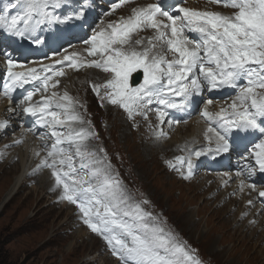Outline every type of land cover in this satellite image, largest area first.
<instances>
[{"label":"snow or ice","instance_id":"obj_1","mask_svg":"<svg viewBox=\"0 0 264 264\" xmlns=\"http://www.w3.org/2000/svg\"><path fill=\"white\" fill-rule=\"evenodd\" d=\"M130 2L132 0H117L106 14L111 15ZM208 2L237 11L227 16L179 5L166 8L160 3L133 8L130 16L109 23L85 41L90 45L86 50L88 55L99 56L98 60L77 64L78 54H71L57 60L56 64L68 61L69 66L77 70L87 66L111 73L107 83L93 85V91L99 96L100 89H105L109 103L121 107L129 119L139 115L147 120L145 110H152L149 106L156 105L154 110L161 126L169 110L188 113L190 107L198 103L194 98L205 91L235 90L227 108L209 111L214 101H203L199 114L208 125L204 139L215 147L193 151L185 146L182 150L187 151L188 156L177 158L181 168L176 170L183 179H190L194 158L199 159L208 152L215 157L228 153L234 145L243 144L248 152L244 159L250 161L244 165L249 176L257 171L264 173V0ZM18 4L20 10L11 14L10 10L16 9ZM61 9L69 11L58 14ZM84 15V5L73 9V0H17L0 9V31L41 45L44 39L37 33L43 26L80 20ZM148 29L153 30L154 35L146 42L143 38L133 39L134 35ZM187 33L198 34L199 40L190 39ZM167 53L172 54L171 59ZM6 66L7 81L0 95L9 101L17 89L40 82V86L27 91L18 101L23 112L33 117L35 124L49 129L54 137L38 170L41 167L52 170L56 185L62 187L61 199L76 205L83 223L107 242L113 256L122 264H187L188 261L200 264L184 243L166 231L156 216L144 210L141 204L149 203L147 200L137 203L126 195L122 182L106 161L107 153L100 157L87 148L86 142L95 134L70 127L73 122L84 124L85 121L74 114V103L67 93L52 92L33 102L37 92L48 91L53 75L63 76V71L49 65L15 71L24 65L10 56ZM135 72H142V83L133 87L130 78ZM57 86L58 81L52 84L53 88ZM187 122V119L174 118L168 121L170 125ZM6 127L7 122L0 123V129ZM58 128H67V131H58ZM249 134L259 135L250 138ZM165 135L161 128L159 136ZM74 157L79 158L78 166ZM170 167L174 165L170 163ZM243 187L241 182V190ZM248 187L255 190L256 185ZM259 195L264 197V191Z\"/></svg>","mask_w":264,"mask_h":264},{"label":"rangeland","instance_id":"obj_2","mask_svg":"<svg viewBox=\"0 0 264 264\" xmlns=\"http://www.w3.org/2000/svg\"><path fill=\"white\" fill-rule=\"evenodd\" d=\"M81 89V94L85 95V87ZM92 107L97 109L94 110L96 117L109 114V123L119 124L114 112L105 113L94 102ZM112 134L116 145L120 146L117 149L131 167V171L127 170L128 163H125V175L135 181L137 188L143 187L153 200L151 211L160 223L170 226L177 239L184 240L210 264H264V224L257 227L263 213L258 205L252 204V210L245 211L247 204L243 200L244 207L234 213L236 207L227 203L222 195L217 198L215 194L205 193V183L181 185L163 168L159 156L148 163V155L154 148L140 138L139 133L117 125L109 133ZM107 136L105 134L102 142L115 146L107 141ZM175 139L174 136L169 142ZM8 160L9 153L0 156V164H3L0 165V264H122L98 249L101 244L96 237L76 226L78 223L70 206L60 203L59 210L47 207L43 193L51 182L43 176H39L35 187L25 181L6 199L16 176L5 173L12 171L17 163L12 161L13 166ZM238 214L247 215V223H243ZM253 219L255 223L251 224ZM70 221H73L72 227H67Z\"/></svg>","mask_w":264,"mask_h":264},{"label":"bare ground","instance_id":"obj_3","mask_svg":"<svg viewBox=\"0 0 264 264\" xmlns=\"http://www.w3.org/2000/svg\"><path fill=\"white\" fill-rule=\"evenodd\" d=\"M94 75H97V74L94 73ZM224 91H225V89L224 90H214L213 92H216V93H219V94H223ZM218 110H219V107L217 108V111ZM3 111H4L3 109L0 110V115L2 114ZM120 121H122V120H120ZM121 127L124 128L125 127V124L124 123L123 124L121 123ZM195 132H196V127H189V128H185V129H180L174 135L176 137V139L174 141H172V142H167L164 145H162V144H153V143H148L147 142L149 146H151L152 148H154V151H151V153L148 155V163H151V161L154 160L155 157L157 155H159L160 153H164V152H167V151L171 150L174 147L175 141H178V140L181 139V141L184 143L187 140V138H188V135L187 134H189V133L190 134H195ZM36 149H37V145H36L35 142H33L32 144L25 143V145L23 147H19V148L6 149V150L9 151L8 152L9 153V160H8V162L9 163H11L12 161H16L17 162L15 164V168L12 169V171H7L5 173V174H8V175L15 174L14 176H16L14 178V180H13V186L11 188V191L9 192V194H7L6 199L9 198L14 193V191L17 190V188L20 185L24 184L25 181H27V180H25L27 178V170H33V168L35 167L34 166V162H35V159H36V157H34L33 159H30V152H32L34 154L36 152ZM186 152L187 151L182 150L183 155ZM246 163H247V161H246ZM245 171L247 172L246 169H245ZM214 177L216 179H220V180H224V181H228V180L231 179V177L229 175H227V174L226 175L225 174L214 175ZM43 178L44 179H47V177L45 175L43 176ZM180 184L181 185H184L185 183L180 181ZM247 199H248L247 197H244L243 200H246V203L247 202L252 203V201L255 200L254 197H251L250 200H247ZM62 209L63 208L61 207V210Z\"/></svg>","mask_w":264,"mask_h":264}]
</instances>
